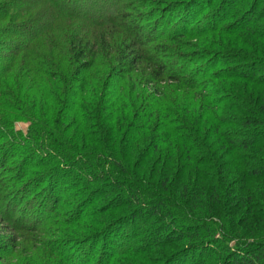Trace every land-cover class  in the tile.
I'll list each match as a JSON object with an SVG mask.
<instances>
[{
  "label": "trees",
  "instance_id": "1",
  "mask_svg": "<svg viewBox=\"0 0 264 264\" xmlns=\"http://www.w3.org/2000/svg\"><path fill=\"white\" fill-rule=\"evenodd\" d=\"M225 25L254 53L212 72ZM8 106L29 129L6 154L39 173L28 200L0 180L10 221L31 217L3 262L177 264L209 239L191 264H264V0H0Z\"/></svg>",
  "mask_w": 264,
  "mask_h": 264
},
{
  "label": "rangeland",
  "instance_id": "2",
  "mask_svg": "<svg viewBox=\"0 0 264 264\" xmlns=\"http://www.w3.org/2000/svg\"><path fill=\"white\" fill-rule=\"evenodd\" d=\"M143 2L145 4V1H143ZM143 2L139 5L138 10H140V11L135 10V11H131V12L138 14V13H146L149 10H151L152 6L147 5L145 7L143 5ZM123 5L128 6L127 1ZM262 7H263V5H259L260 9ZM232 22L233 21H230V23H232ZM235 25H239V24H235ZM235 27L233 28V30H235V32H236V30H240L242 26L240 25V27H238V26L236 28ZM224 28H225L223 30L224 32L221 31L220 34L216 35V37L213 38L214 40H218L216 42V44L219 45V47L217 49H215L216 51H214L216 54L215 57H212L210 60H205L206 64L210 62V64L213 65V67L211 69L212 72H219L220 70H222L223 68L228 67V66L229 67H231V66L240 67V66H242V64H243V66H247L244 62L241 61L239 56L240 55L250 56V55H253V53H254V50L252 49V47L248 48L243 43V41L247 42L249 39L252 40L251 38H248L247 35L243 34V32H242V34L239 33V34L235 35V37L227 35V34H225L226 33L225 31H227L228 28L226 27V25ZM213 39L210 38L209 40H213ZM250 42H252V41H250ZM253 44L255 45V43H253ZM255 52H256V50H255ZM218 56H220L221 58H219ZM196 62L203 63V61H199V60ZM248 68L251 69L253 67H251V65H248ZM220 83L216 82L215 86H218ZM162 86H166V84H163ZM236 93H238V92L235 91V94ZM235 94H234V97H235ZM210 95H211V93H210ZM236 97H238V96H236ZM6 102L7 101L2 100L3 104H5ZM8 107H10V108L9 109L1 108V110H3V113H5V116H2L0 113V132L3 134L2 138H1V133H0V148L4 150L2 153V156L5 159V161H10V162L7 165L5 164V166H3V168L2 167L0 168V180H4L5 178H8L10 181V183L6 184V187H5V185L3 186L6 189L5 194H11L10 196L13 197L15 192L16 191L19 192V190L22 191L21 189L23 187V190H25V194H27L26 196L25 195L23 196V199L28 200V198H30L32 196L31 192H30L31 195L28 193L29 192L28 191V182H31L33 179H35V177L28 176V173L30 172V173H34L37 175L39 173V171L38 170H28V167H26V165L23 166V158L21 159L20 157H17V156L12 158L11 156L7 155L6 153L8 150L9 151L11 150V147L16 148V145H15L16 140H20L19 138L28 137L29 124L27 121H25V119H21L13 111V106H8ZM218 114L220 115L223 113L221 111ZM14 135H16L17 139H15V141L13 142L11 140V137ZM5 136L7 138L9 137V140L4 139ZM14 150L15 149H12L10 152L14 153L15 152ZM21 167L24 168L23 170H25V171L23 172V174H25V175L24 176L22 175L23 180L21 179L20 181H18L19 178H21V177H18V175H17V168H21ZM2 182H0V183H2ZM22 182H23V184H21ZM46 184L42 188V184L39 183V187L41 189H43V190H41V192H42V194L44 193L45 195L48 194L47 190L45 189L48 186ZM91 186H93V185H87V186H85V188H89V187L92 188ZM1 190H2V187L0 189V192H1ZM2 192H3V190H2ZM70 192L73 193L74 191L72 190ZM68 194H70V193H68ZM68 199H69V197H67V200ZM39 200L41 201L42 199L39 197ZM44 200H46V198ZM6 206L7 205H5V203L0 201V248H3V246H10V242H11V240H9L10 238L15 239V241L18 243V242H20V238H21L20 236H26V235L28 236V232H26L24 230V228H25V225H27V222L31 219V217H28V213L20 211V212H22V219L20 218V221L17 220L15 223L11 222L12 220L14 221V219H12V217H11L13 214L6 212V210H5ZM27 212H28V209H27ZM43 217H45V215H42L40 217V219H42ZM9 222H11V224L13 223L14 226H12ZM16 225L18 226L17 228L15 227ZM134 230L135 229L133 227V228H131L130 232L132 233ZM134 233H135V231H134ZM41 237H42V239H44L43 236H41ZM124 237H125V234L122 235V238H124ZM35 238L41 239L40 236H38V235L35 236ZM128 239H129V241H131L130 237H125V241ZM196 241L197 240H195V242ZM216 241L217 240L211 241L209 239H204V240H202V243L196 242L195 245H194V243L192 245L188 244L186 247L187 249L186 248L185 249H186V252L189 253V255L191 256L190 259H188L187 262L182 261L180 259L177 264H191V263L195 262V260L198 259L201 252L208 251L211 248H214V246L217 245L215 243ZM101 244H100V246H101ZM89 246H91V245L85 246V249H87ZM35 247L38 249L39 246L36 244H32V247L30 250H34ZM109 248H110V246L107 243V245L105 244L104 249H103V247L102 248H100V247L96 248V246H95V248H90V250L88 248L87 252L92 250V254L95 255L96 251L99 253L100 252L102 253V251H104V252L108 251L107 249H109ZM230 248H232L234 250L235 249L234 244H232ZM34 252L36 253V251H33V253ZM149 252H151V251H149ZM157 252H158V250L154 251V253H152V252L148 253L147 255L143 256V258L151 259V258L157 256V254H158ZM23 254H25V252ZM21 255L22 254H20L19 256L21 257ZM27 255H28V257L32 256L29 252L27 253ZM4 256H6V254ZM24 256H26V254ZM74 258H77V257L73 256V258H72V256H71L69 259L73 260ZM78 258H80V257H78ZM130 260L132 263H135L133 259H130ZM56 261H58V259H55L54 262L56 263ZM147 261L145 260L144 262H147ZM10 263L7 260H5L3 262V258L0 257V264H10ZM11 264H14V263L12 262ZM162 264H166V262L162 263ZM170 264H176V263H170Z\"/></svg>",
  "mask_w": 264,
  "mask_h": 264
}]
</instances>
